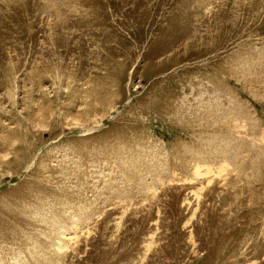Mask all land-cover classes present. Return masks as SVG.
<instances>
[{
	"label": "rangeland",
	"instance_id": "rangeland-1",
	"mask_svg": "<svg viewBox=\"0 0 264 264\" xmlns=\"http://www.w3.org/2000/svg\"><path fill=\"white\" fill-rule=\"evenodd\" d=\"M0 264H264V0H0Z\"/></svg>",
	"mask_w": 264,
	"mask_h": 264
}]
</instances>
